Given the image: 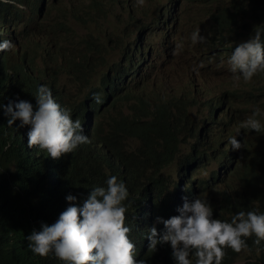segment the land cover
I'll return each mask as SVG.
<instances>
[{
	"label": "trees",
	"instance_id": "16d2710c",
	"mask_svg": "<svg viewBox=\"0 0 264 264\" xmlns=\"http://www.w3.org/2000/svg\"><path fill=\"white\" fill-rule=\"evenodd\" d=\"M93 1V3L96 2L95 4L91 3L93 6L91 4L86 6L85 4V8L83 6L80 8L81 10H71L70 14L72 17L69 22L62 20V22H57L56 25V22L50 20L56 29H63L68 24L71 26L68 25L69 27H65L64 29H70L73 32L77 30V27L87 28V34L82 36V41L76 40L70 42L71 44L77 43L76 45L79 44V46H81L76 48V45L74 46L73 44V48L75 47L74 50L76 49L78 54L76 55L72 51H69L71 44L66 47V50L59 47L61 42H59L58 39L60 37V32L58 30L56 33L50 34L46 29L44 13L50 12L44 6L47 3L53 2V0H0V12L5 13L0 14L3 18L7 17L6 19H2L0 15V36L6 37L15 34V36L21 38L13 43L14 52H12V54L9 55L8 50L0 51V102L7 103L9 99H27L31 101L30 93L34 92L38 85H49V88L53 90L54 94L67 106L72 116L82 119V123L86 126L87 131L93 133L96 139L95 142L89 141V143L77 147L73 152L54 159L47 156L46 151L39 149L35 145L30 148L26 144L25 133L27 131V126L17 128L16 124L18 121L14 122L13 126H8L6 124V118L2 115V110H0V264H61V261L51 254L47 257H40L39 255L32 254L26 247V241L24 239L25 234L33 228L38 229L42 221L52 223L58 214L67 206L68 202L65 200L66 194L71 193L77 195V202H79L87 195V188L91 187L93 184H103L106 175L109 174L116 175L127 184L129 198L125 204H127L128 208V218H125V223L127 225L130 224L131 227V231L128 234L130 239H132L134 243L137 241L139 248H141L144 238L146 237L145 229L147 230V226L150 225L151 222L150 220L146 222L140 215L152 207L153 211H155V217H166L170 214L169 199L167 196L163 197V191L168 184L164 176V170L179 159V171L182 173V177L188 185L192 182L190 175L195 173L199 174V172L205 168L208 161V151L212 152L211 159L209 160L221 164L222 166L224 160H228L229 157L233 156L228 154L225 149L221 148L215 152L207 147V145H214V142L212 141L209 143L204 138L198 136L196 127L190 122L189 109L186 105L176 106L179 110L178 116H176L172 111L173 103L169 101V106L168 102L164 103L162 101L161 98L163 94L158 95V98L157 95H150L149 91L147 92L151 81L154 80L159 73L156 74L154 72L157 65V49L152 52V57L150 56V48L147 49L146 52V39L144 34L146 30L149 29L150 36L153 37L156 35V32L164 30V27H168L167 25H169L168 23L170 20L169 15L167 19L162 22V25L157 22L156 25L158 26L145 28L144 25L138 24V18L133 13L135 11H131L126 25L122 29L118 27L113 29L116 37V43L113 48L122 52L120 60L115 61L114 57L116 56L109 57L107 47L97 41L95 34L90 29V27L102 17L105 9L104 1ZM192 1L198 5L201 4L198 2H202V4L205 3V0ZM213 2L222 7L221 10L214 13L215 15L211 14L209 16L214 27L211 32L214 44L209 48V52L210 50H214L217 57L231 54V49H233L236 44L242 40H246V38L253 33L254 26L264 28V0H213ZM98 3H101V5ZM59 4L60 3H58V5ZM4 5H6V7H4ZM238 5L241 6L239 7ZM87 10L89 11L87 12ZM18 12L19 14H17ZM212 15L214 17H212ZM23 16L26 18L24 19ZM159 20H161V18ZM21 27L23 28L21 29ZM20 32L23 34L21 35ZM73 32H68V35L73 34ZM39 33L45 34L40 35ZM24 34H28L29 37L32 36L29 43L27 42L26 44L27 49L30 48V50H27L25 44L21 43L23 40L29 38L28 35ZM76 34L79 35L78 33ZM233 36H237V38L234 39ZM24 37L28 38L25 39ZM262 39H264V36H262ZM124 40L127 42L123 44ZM86 41H89V43ZM222 45L228 47L227 50L224 49L222 52L218 48ZM24 48L25 50L23 51ZM84 48L86 53L83 51ZM58 51L60 53H58ZM81 52L82 54L79 55ZM24 53L27 56L24 55ZM29 54H31L33 58ZM84 54L86 55L84 56ZM34 55L38 57L35 58ZM23 56H25V59ZM83 56L88 57L86 58V62ZM140 56L141 58L139 59ZM28 58L29 60L32 59V61H28ZM39 59H41V62ZM128 59L130 60L129 62ZM131 59L133 60L131 61ZM83 62L85 65H83ZM33 63H36L34 64L35 66ZM212 63L216 62L215 59L211 57V52L207 55H194L192 64L194 65L195 71H197L196 77L199 80H205L208 77V67L212 65ZM73 64H76L77 67L75 68L76 65ZM69 65L72 66L70 67ZM72 67L75 68L77 72L75 69L74 71ZM85 67L88 69H85ZM66 68H68V70ZM175 68L177 71L183 72L182 69ZM22 71L24 75L26 74V77L23 75ZM57 71L59 72L57 73ZM102 71L105 73L101 77L100 84L96 86L93 81H90V77L93 73L96 72L99 74ZM119 73L120 75H118ZM65 75H68L66 77L70 79L71 84L69 86L62 82ZM75 76L77 77L76 80ZM82 79L85 82L81 81ZM104 80L106 81L104 82ZM75 81L78 82L76 83ZM82 82H84V84ZM155 82H153V87L157 88L161 85L159 82H156L155 85ZM144 84H146L147 87L144 86ZM89 85H92V88H89ZM87 86L95 100H92L91 97L86 94L85 88L87 89ZM110 89L111 91H109ZM119 89L123 90L120 91ZM262 89L263 88H261V90ZM128 94H131V98H129L130 96ZM151 96H153V98ZM137 97L141 99L138 100ZM128 99L129 101H127ZM134 99L137 102H134ZM156 99H160V101L157 102ZM125 101L127 103H125ZM141 101L143 105H139ZM228 103L229 106L225 110V115L228 109L233 106L231 100H229ZM122 104H126L133 115L136 114V111L139 110L137 108H140V106L141 108L143 107L144 112H142V109L140 112L137 111V115L135 116H125L124 111L121 109L118 110V108L123 106ZM148 104L151 106H148ZM110 105L113 109L116 108L119 111V115L122 117L120 118L123 119V123L120 121L121 119L118 118L119 120H114V126L112 125V129L116 126L118 133L115 132V129L112 131L109 130L106 133L101 132L106 121L103 120L105 118L104 108ZM225 105L226 102L224 101L221 102V104L217 103L214 107L215 112L213 115L217 112H222ZM152 106H155L153 107L154 109ZM134 108L137 110H132ZM212 109L213 108L209 110L210 114L213 112ZM261 109H264V105ZM90 110L92 112H97L93 123ZM148 112L149 116H147ZM143 113L147 115L144 116ZM138 114H141L140 118ZM216 117L217 115L213 116V118ZM133 120L136 121L135 124ZM139 120L144 122H137ZM138 124H140L139 127ZM118 125L120 127H117ZM220 126L225 131L230 129V119H228V117L220 119ZM93 128L99 130L98 132L101 134L95 129L93 132ZM241 132H246L248 135L246 129H241ZM115 133L119 134V136H112V134ZM124 136L137 140L138 146L135 150L128 149L125 146L123 142ZM192 138H198L199 142H202L201 151L199 152L196 150L181 158V144ZM257 138H260V140L256 148L255 145H250L245 140L249 149H243L244 165L236 170L243 169V174L239 178L242 187L237 188V186H233L235 189L231 190L229 188V191L228 189L225 191L219 203V207L224 215L239 210L250 209L256 201L259 202V207L264 209V136L261 135ZM258 146L262 149L261 151L257 149ZM97 151H103L107 154L108 161L106 166L99 163L100 155ZM84 153H86L85 156L94 163L92 172L88 177L83 175L86 170V165L83 164L82 161ZM231 160L234 161L235 157H232ZM196 165L198 166L195 169ZM236 171L234 175L231 176L235 179L238 178L239 173ZM235 175L236 177H234ZM196 180L197 177H195L192 183L196 184ZM200 184L203 186L202 181H200ZM186 189L189 193H192L191 188L187 186ZM238 197L240 198L238 199ZM235 198L237 200H235ZM146 202L151 205L146 206ZM135 232L138 233L136 234ZM248 251L251 255L244 261L236 260L235 255L225 254L221 264H264L263 251L259 250V248L254 245H249ZM141 259L151 264H174V260L170 262L168 250L162 246H158L155 251L151 249L147 253L142 254ZM155 261L158 262L156 263Z\"/></svg>",
	"mask_w": 264,
	"mask_h": 264
},
{
	"label": "clouds",
	"instance_id": "9594fccd",
	"mask_svg": "<svg viewBox=\"0 0 264 264\" xmlns=\"http://www.w3.org/2000/svg\"><path fill=\"white\" fill-rule=\"evenodd\" d=\"M137 2L142 3L143 0H137ZM262 36H264V28L254 26L249 38L236 44L227 57L228 70L234 81L249 82L255 75L264 74V39ZM188 39L192 44L205 41L199 29L193 30ZM6 50L9 55L12 54L14 51L12 41L0 40V51ZM104 73V71L99 74L93 73L90 81L98 86ZM153 82L155 81L152 80L149 85V88L152 87L148 88L149 94L157 96L163 94L162 101L173 103L172 111L176 116L179 113L176 106L186 105L189 109L190 122L194 125L191 121L192 108L185 102L176 100L165 88L156 93L155 90L161 88V85L157 88L153 87ZM159 83L161 84L160 81ZM85 91L92 100H95L88 86ZM30 96L31 101L9 99L7 103L0 102V110L8 126H13L17 121V128L27 126L26 144L30 148L35 145L46 151L47 156L55 159L73 152L77 147L89 141H96L93 133L87 131L82 119L74 118L67 106L47 85H38ZM202 103L211 109L219 102L214 103L205 98ZM121 109L125 115L133 116L126 105H123ZM115 111L107 115L108 111L104 110L106 121L103 132L111 130L114 125L113 120L120 118L118 110ZM91 114L93 123L97 112L91 111ZM211 115L210 121L205 122V127L198 129L194 125L198 136L210 143L212 141L208 140V136L218 127L219 131L227 134L225 137L227 141L219 143L220 145H207V147L215 152L221 148L225 149L228 154L235 157V160L232 161V157H229L228 160H224L223 166L218 164L219 169L212 171L211 177L206 181L201 178L200 174L208 165V161L199 174L190 175L192 182L197 177L196 183L198 182L201 189L211 186L210 182L216 184L220 170L223 169L225 175L231 177L238 168L243 166V149H249L246 141L249 140V144L255 145V148L257 146L251 140L252 137L248 130L254 132L264 130V124L257 119L258 116H264V109L259 107L254 108L251 115L240 123L241 129H246L248 135L246 132L242 133L241 130V133L237 135L229 134V129L223 130L220 120L213 118V112ZM206 127L210 128L205 131ZM191 141L194 144L188 154L196 150L200 152L202 142H199L198 138L182 143V147ZM123 142L131 150H135L138 146L137 140L128 136H124ZM213 142L216 143L215 140ZM97 153L100 155L99 163L106 166L107 154L103 151H97ZM85 154L82 159L83 164L86 165L83 175L88 177L94 163ZM211 154V151L207 152L208 160L211 159ZM168 168L164 170L168 184L163 191V197L167 196L169 199L170 214L166 217H155L152 207L140 215L146 222L151 220L145 232L146 240L144 238V241L148 242L147 245L143 242L142 247L139 248L138 242L134 243L130 239L128 234L131 227L130 224L125 223V218H128V208L125 204L129 198L127 184L116 175L109 174L106 175L103 184H93L87 188V195L79 202H77V195L66 194L67 206L52 223L42 221L38 229L33 228L25 234L27 249L40 257H47L51 254L59 259L61 264H151L141 259V255L151 249L155 251L158 246L168 250L170 262L174 260V264H221L225 254L234 255V252L239 251L244 253V256L246 255V259L251 255L248 251L249 245H254L264 252V209L259 207V202L256 201L250 209L224 215L219 207L220 200L227 189L228 191L229 188L235 189L233 186L238 188L237 184L231 185L224 181L223 189L216 190L215 197L207 200L206 197L198 195L200 190H196V184L191 182L187 185L185 180H183V185L178 183L177 187L171 191V180L166 173ZM200 181L203 182V186ZM187 186L191 188L192 193L187 191ZM236 260L240 261L237 257Z\"/></svg>",
	"mask_w": 264,
	"mask_h": 264
},
{
	"label": "rangeland",
	"instance_id": "374dc122",
	"mask_svg": "<svg viewBox=\"0 0 264 264\" xmlns=\"http://www.w3.org/2000/svg\"><path fill=\"white\" fill-rule=\"evenodd\" d=\"M58 1L60 4L55 7L52 6L50 3L48 4L47 8L50 13H44L46 22H50V20H53L54 22H56V20L58 22H62V20L65 22H69L72 17L70 14L71 9H68L66 7V4L73 3L75 5L73 9H75V7H77L76 9H80V7L82 8L84 6L85 2L86 3L88 2V0H83V1L81 0H58ZM110 1L106 0L104 14L90 27L92 32L95 34L97 41L100 44L105 45L107 47L109 57L116 56L114 57L115 61H119L120 57H122V52L119 50H115L113 48L114 44L116 43V37L114 35L113 29L115 28V26L122 29L126 25L127 19L129 18L131 11L135 10V12L133 13L138 18V22H139L138 24L144 25L145 28H149L150 26L156 27L157 22H159L160 25H162L163 24L162 22H164L167 19V16L169 15L170 20L168 23L169 25H167L168 29H166L167 27H164V30H159L156 33V35L153 37L150 36L149 29H147L144 34L145 39L147 38L145 40V44H146L145 50L147 52V49L150 48L151 57H152V52L157 48V60H156L157 65H156V70H154V72L156 74L157 73L159 74L158 76L154 78V81H158V82L160 81L161 88H158L157 90H155V92L159 93L163 90V88H165L168 93L175 96L176 100L185 102L188 106H190L192 108L191 121L194 123V125L198 127V129H200L201 127H205V122H209L211 119V114L209 113L210 107L208 105H204L202 103L203 100L205 98H208L212 102L214 103L219 102L220 104L221 102L224 101L226 102V105L224 106V110L222 112L221 111L218 112L217 117H216L217 121L220 120L221 118H224V116L225 118L228 117L230 119L229 134L237 135L238 133H241L240 132L241 121H243L247 116L251 115L254 108L256 107L262 108V106L264 105V86H262L264 85V79H263L264 74L255 75L252 78V80L249 82H244L242 80L234 81L232 79V74L228 70V65H227V57L230 54L222 56V57H217L216 52H214V50H210V52H211V57L215 59L216 63H212V65L208 67V74H211V75H208V77L205 80H199L196 77L197 71H195L194 65L192 64L194 60V55H200V54L207 55L210 53L209 48L214 44V41L212 40V37H211V32L213 31L214 27L209 17L210 14L208 15V13L213 12L211 14H214L217 11L221 10L222 7L219 6L217 3H214L213 1H210V2L206 1V4L204 3L200 5H196L195 2L192 3L191 0H185V2L184 0H143L142 3H138L137 0H133L134 2L132 0H115V1L110 0ZM124 1L126 3L125 5H124ZM187 5H190V6H187ZM200 6L203 7L205 11H203V9H201ZM124 7H126L125 10H124ZM180 7L183 9V11L181 10ZM176 10L179 13H177ZM206 10L207 11L209 10V12H207ZM190 14L192 15L195 14V15L193 17L192 15L190 16ZM160 18L161 20H159ZM110 19L112 20L109 22ZM183 19H185V22ZM112 21L113 22L116 21V22L113 24ZM106 24L108 25L109 28L107 27ZM110 25L113 27H111ZM110 27L112 30L110 29ZM46 29L50 34L56 33L57 30L58 31L63 30L64 32H69V31H65L68 29H65V30L60 29V28L56 29L55 27L53 29L46 27ZM195 29H199L200 34L205 37V41L203 43L197 42L195 44H192L190 40L188 39L189 34ZM110 32L112 33L110 34ZM73 33L74 34H71L69 36L65 35L66 38L63 39V42L60 48L63 49L64 47H68L70 44V41L68 40L73 39V41H76L78 40V38L79 40H81L83 38L82 36H85L87 34V28L77 27V30L74 31ZM75 33H78L80 36ZM73 35H75L74 36L75 38L73 37ZM233 38L235 39L237 38V36H233ZM161 41L163 44L161 43ZM126 42L127 41L124 40L123 44ZM172 42H174L175 44L174 43L172 44ZM218 48L222 51L224 50V48L227 49L228 47L222 45ZM175 67L182 69L183 72L181 73L177 71ZM255 79L257 80L255 81ZM62 82L68 86L70 85V79H68L67 77H64L62 79ZM151 88L152 87H150L149 89ZM261 88L263 89L261 90ZM194 89H196L195 92H194ZM229 100L232 101L233 106L228 109L225 115V110L229 106V103H228ZM110 108L111 110H113V112L116 110V109H112V107L110 106L105 107L104 108L106 109L105 111L106 112L109 111L108 115L113 113L110 110ZM115 113L116 111L114 112V114ZM259 117L261 121L264 119L263 118L264 116H258L257 119ZM263 121L261 123L264 124ZM208 126H212V125H208ZM209 128L210 127H206L205 131L206 129L208 130ZM248 132L249 134H251L250 135L252 137L251 139L254 141L255 144H257L260 140V138H257V137L261 135L264 136V130H262V132L260 133L254 132V131L252 132L250 130H248ZM226 136L227 134L226 133L223 134L221 131L218 130V127H217L214 130V132L208 136V140L209 141L215 140L216 143L214 145H217L221 142L225 143L227 141L225 138ZM129 143H131V141H129ZM193 144L194 142L191 141V143L186 144L185 147H182V150H181L182 157L181 158H183L186 154H188L192 150ZM257 149L259 151L262 150L259 146ZM178 164H179V160L175 164L170 166L166 172L171 180V184H170L171 191H173L177 187L178 183L180 185H183V180H185L183 177H181L182 173L179 172ZM218 169H219V166L216 162L208 160V165L201 172L200 176L202 179L206 181L211 177V172L212 171L215 172ZM242 174H243V170H240L238 173V178L235 179L233 177L231 178L228 175H225L222 169L220 170V176L216 184H213L212 182H210L211 186H209L207 189L199 188L198 182L196 183V190H200L198 192V195L202 197H206L207 200L213 199L216 195V190L223 189V186H225V184L222 183L225 180H226V183H229L232 185L237 184L241 188L242 183L239 182V178ZM233 254L240 261L245 260L246 255L244 256V253L242 254L241 251L234 252Z\"/></svg>",
	"mask_w": 264,
	"mask_h": 264
},
{
	"label": "bare ground",
	"instance_id": "6f19581e",
	"mask_svg": "<svg viewBox=\"0 0 264 264\" xmlns=\"http://www.w3.org/2000/svg\"><path fill=\"white\" fill-rule=\"evenodd\" d=\"M81 1H83V0H81ZM81 1H80V2H81ZM95 1H96V0H95ZM104 1H105L104 3H106V0H104ZM109 1H110V0H109ZM114 1H115V0H114ZM132 1H133V0H132ZM196 1H198V0H196ZM203 1H204V0H203ZM211 1H213V0H211ZM93 2H94L93 0H88V2H87V3L85 2V4H86V6H89L91 3H92V4H95V3H96V2H95V3H93ZM110 2H111V1H110ZM128 2H129V1H128ZM133 2H134V1H133ZM184 2H185V0H184ZM191 2L193 3L192 0H191ZM208 2H210V1H208ZM208 2H207V3H208ZM17 3H18V2H17ZM19 3H20V2H19ZM21 3H22V2H21ZM58 3H59L58 0H53V2H50V4H51L52 6H54V7H55V6H58ZM104 3H103V4H104ZM112 3H113V1H112ZM114 3H115V2H114ZM121 3H122V2H121ZM121 3H120V4H121ZM186 3H187V2H186ZM186 3H185V4H186ZM198 3H201V4H202V2H198ZM48 4H49V3L45 4V6H44L47 10H48V8H47V5H48ZM75 4H76V3H75ZM81 4H82V3H81ZM85 4H84V5H85ZM92 4H91V5H92ZM98 4L101 5V3H98ZM116 4H117V3H116ZM125 4H126V3H125V1H124V5H125ZM190 4H191V3H190ZM203 4H204V3H203ZM205 4H206V0H205ZM12 5H13V4H12ZM99 5H98V6H99ZM142 5H143V4H142ZM175 5H176V4H175ZM196 5H198V4L196 3ZM208 5H209V4H208ZM40 6H41V5H40ZM74 6H75V5H74L73 3H67V4H66V7H67L68 9H71V10L74 8ZM92 6H93V5H92ZM187 6H190V5H187ZM206 6H207V5H206ZM238 6H239V5H238ZM240 6H241V5H240ZM240 6H239V7H240ZM4 7H6V5H4ZM106 7H107V6H106ZM122 7H123V5H122ZM127 7H128V6H127ZM193 7H194V6H193ZM200 7H201V6H200ZM76 8H77V7H75V9H76ZM80 8H81V7H80ZM84 8H85V6H84ZM94 8H95V7H94ZM94 8H93V9H94ZM125 8H126V7H124V10H125ZM131 8H132V7H131ZM131 8H130V9H131ZM180 8H181V7H180ZM205 8H206V7H205ZM37 9H38V8H37ZM87 9H89V8H87ZM91 9H92V8H91ZM201 9H203V7H201ZM71 10H70V11H71ZM80 10H81V9H80ZM85 10H86V9H85ZM181 10L183 11L182 8H181ZM209 10H210V9H209ZM209 10H208V11L206 10V11L209 12ZM76 11H77V10H76ZM88 11H89V10H87V12H88ZM127 11H128V10H127ZM134 11H135V10H134ZM176 11H177V10H176ZM182 11H181V13H182ZM199 11H201V10H199ZM203 11H205V10L203 9ZM19 12H20V11H19ZM19 12H18L17 14H19ZM162 12H163V11H162ZM0 13H1V12H0ZM75 13H76V12H75ZM127 13H128V12H127ZM177 13H179V12L177 11ZM211 13H213V12H211ZM211 13L209 12L208 15H209V14L211 15ZM236 13H237V12H236ZM238 13H239V12H238ZM1 14H5V13H1ZM1 14H0V15H1ZM123 14H125V13H123ZM163 14H164V13H163ZM192 14H193V13H192ZM192 14H190V16H191ZM22 15H25V14H22ZM22 15H21V16H22ZM188 15H189V14H188ZM194 15H195V14H194ZM194 15H192V16L194 17ZM208 15H207V16H208ZM214 15H215V14H214ZM1 16H2V15H1ZM65 16H66V15H65ZM65 16H64V17H65ZM71 16H72V15H71ZM73 16H74V15H73ZM190 16H189V17H190ZM18 17H19V15H18ZM23 17H24V16H23ZM212 17H214V16L212 15ZM4 18H5V17H4ZM4 18H3V16H2V19H4ZM6 18H7V17H6ZM6 18H5V19H6ZM13 18H15V17H13ZM21 18H22V17H21ZM25 18H26V17H24V19H25ZM65 18H66V17H65ZM157 18H158V17H157ZM174 18H175V17H174ZM17 19H18V18H17ZM17 19H16V20H17ZM19 19H20V17H19ZM114 19H115V18H114ZM189 19H190V18H189ZM189 19H188V20H189ZM216 19H217V18H216ZM216 19H215V20H216ZM0 20H1V19H0ZM21 20H22V19H21ZM111 20H112V19H110L109 22H110ZM183 20H184V22H185V19H183ZM2 21H3V20H2ZM2 21H1V22H2ZM13 21H14V20H13ZM26 21H27V20H26ZM30 21H31V20H30ZM51 21H52V20H51ZM51 21H50V22H46V24H45L46 27H48V28H54V25L51 23ZM175 21H176V20H175ZM5 22H6V21H5ZM28 22H29V20H28ZM57 22H58V21L56 20V25H57ZM112 22H113V21H112ZM115 22H116V21H115ZM115 22H113V24H114ZM172 22H173V21H172ZM29 23H30V22H29ZM105 23H106V22H105ZM32 24H33V23H32ZM37 24H38V23H37ZM39 24H40V23H39ZM113 24H111V25H113ZM166 24H167V23H166ZM166 24H165V25H166ZM176 24H177V23H176ZM176 24H175V25H176ZM26 25H28V24H26ZM30 25H31V24H30ZM40 25H42V24H40ZM68 25H70V24H68ZM68 25H67V26L64 25V26L68 28V27H69ZM106 25H107V24H106ZM111 25H110V26H111ZM115 25H116V24H115ZM70 26H71V25H70ZM157 26H158V25H157ZM65 27H64V28H65ZM107 27H108V25H107ZM107 27H106V28H107ZM111 27H113V26H111ZM111 27H110V29H111ZM22 28H23V27H21V29H22ZM28 28H29V26H28ZM61 28H62V27H61ZM64 28H63V29H64ZM108 28H109V27H108ZM115 28H116V26H115ZM169 28H170V27H169ZM24 29H25V28H24ZM34 29H35V28H34ZM166 29H168V27H167ZM7 30H8V29H7ZM13 30H14V29H13ZM27 30H28V29H27ZM36 30H37V29H36ZM39 30H40V29H39ZM64 30H65V29H64ZM111 30H112V29H111ZM174 30H175V29H174ZM190 30H191V29H190ZM29 31H31V30H29ZM65 31H69V32H71V30H69V29H68V30H65ZM108 31H109V29H108ZM113 31H114V30H113ZM113 31H112V32H113ZM168 31H169V30H168ZM23 32H24V31H23ZM59 32H60L61 35L59 34L60 37H59L58 39H59V42H61V45H62L63 39L66 38V36L68 35V32H64L63 30H62V31L59 30ZM72 32H73V31H72ZM112 32H110V34H111ZM190 32H191V31H190ZM20 33H21V32H20ZM65 33H67V34H65ZM156 33H157V32H156ZM22 34H23V33H21V35H22ZM29 34H30V32H29ZM39 34L41 35V34H45V33H39ZM73 34H74V33H73ZM75 34H76V33H75ZM21 35H20V36H21ZM24 35H28V34H24ZM31 35H32V34H31ZM37 35H38V33H37ZM55 35L58 36L57 34H55ZM65 35H66V36H65ZM174 35H175V34H174ZM20 36H19V37H20ZM68 36H69V35H68ZM74 36H75V35H73V37H74ZM28 37H29V35H28ZM28 37H26V38H28ZM24 38H25V37H24ZM24 38H23V39H24ZM26 38H25V39H26ZM31 38H32V36H30L27 40H23V39H22L23 41H22L21 43H22V44H25L26 49H27V45H26V44H27V42L29 43V41L31 40ZM44 38H45V37H44ZM49 38H50V37H49ZM51 38H52V37H51ZM74 38H75V37H74ZM76 38H77V37H76ZM172 38H173V37H172ZM172 38H171V39H172ZM3 39H9L10 41H12V43H15V42L18 41V39H21V38H18V36H15V34H13L12 36H6V37H5V36H0V40H3ZM80 39H81V37H80ZM82 39H83V38H82ZM90 39H91V38H90ZM133 39H134V38H133ZM136 39H137V37H136ZM146 39H147V38H146ZM154 39H155V38H154ZM168 39H169V38H168ZM38 40H39V38H38ZM42 40H43V39H42ZM53 40H54V39H53ZM78 40H79V38H78ZM149 40H150V39H149ZM157 40H158V39H157ZM161 40H162V39H161ZM164 40H165V39H164ZM173 40H175V39H173ZM56 41H57V40H56ZM68 41L72 42L73 39H72V40H68ZM81 41H82V40H81ZM153 41H155V40H153ZM41 42H42V41H41ZM41 42H40V43H41ZM45 42H46V41H45ZM73 42H74V41H73ZM83 42H84V41H83ZM86 42L89 43V41H86ZM174 42H175V41H174ZM174 42H172V44H173ZM64 43H65V41H64ZM133 43H134V41H133ZM161 43H162V41H161ZM165 43H166V42H165ZM168 43H169V42H168ZM22 44H21V45H22ZM45 44H46V43H45ZM66 44H67V43H66ZM70 44H71V43H70ZM70 44H69V46H70ZM73 44H74V46H75L77 43H72V44H71V48H70V49L68 48V49H69L70 52L72 51L74 54L78 55L76 49L74 50V48H75V47H76V48H77V47H81V46H79V44H78V45H76V46L73 48ZM162 44H163V43H162ZM174 44H175V43H174ZM47 45H48V44H47ZM61 45H60V46L58 45V46L61 47ZM82 45H83V44H82ZM128 45H129V44H128ZM22 46H23V45H22ZM42 46H43V45H42ZM29 47H30V46H29ZM29 47H28V48H29ZM31 47H32V46H31ZM48 47H49V46H48ZM63 47H64V46H63ZM148 47H149V46H148ZM160 47H161V46H160ZM175 47H176V46H175ZM85 48H86V47H85ZM85 48L83 49V51H85ZM137 48H138V46H137ZM139 48H140V47H139ZM172 48H173V47H172ZM172 48H171V49H172ZM231 48H232V47H231ZM61 49H62V48H61ZM66 49H67L66 47L63 48V50H66ZM87 49H88V48H87ZM130 49H131V48H130ZM156 49H157V48H156ZM161 49H162V48H161ZM173 49H174V48H173ZM224 49H225V48H224ZM21 50H22V49H21ZM24 50H25V48L23 49V51H24ZM27 50H30V48L27 49ZM48 50H49V49H48ZM128 50H129V49H128ZM153 50H154V49H153ZM226 50H227V49H226ZM226 50H225V51H226ZM229 50H230V49H229ZM231 50H233V49H231ZM231 50H230V51H231ZM37 51H39V50H37ZM41 51H42V50H41ZM59 51H60V48H59ZM59 51H58V53H60ZM78 51L80 52L79 49H78ZM89 51H90V49H89ZM135 51H136V50H135ZM142 51H143V50H142ZM155 51H156V50H155ZM158 51H159V50H158ZM223 51H224V50H223ZM230 51H229V52H230ZM13 52H14V51H13ZM43 52H44V51H43ZM66 52H68V51H66ZM66 52H65V54H66ZM131 52H132V51H131ZM168 52H169V51H168ZM22 53H23V52H22ZM25 53H27V52H25ZM25 53H24V55H26ZM48 53H49V51H48ZM63 53H64V52H63ZM85 53H86V51H85ZM89 53H90V52H89ZM89 53H88V54H89ZM133 53H134V52H133ZM133 53H132V54H133ZM141 53H142V52H141ZM14 54H15V53H14ZM27 54H28V53H27ZM31 54H32V53H31ZM31 54H29V55H31ZM34 54H35V53H34ZM38 54H39V53H38ZM38 54H37V55H38ZM71 54H72V53H71ZM81 54H82V52H81L79 55H81ZM127 54H128V53H127ZM127 54H126V55H127ZM156 54H157V53H156ZM22 55H23V54H22ZM40 55H41V54H40ZM46 55H47V54H46ZM49 55H50V54H49ZM53 55H54V54H53ZM62 55H63V54H62ZM85 55H86V54H84V56H85ZM134 55H135V54H134ZM137 55H138V54H137ZM147 55H148V54H147ZM150 55H151V54H150ZM170 55H171V54H170ZM219 55H220V54H219ZM20 56H21V55H20ZM26 56H27V55H26ZM44 56H45V55H44ZM51 56H52V55H51ZM67 56H68V55H67ZM84 56H83V57H84ZM89 56H90V54H89ZM142 56H144V55H142ZM24 57H25V56H23V58H24ZM31 57H32V55H31ZM34 57L37 58L38 56H35V55H34ZM78 57H79V56H78ZM90 57H91V56H90ZM136 57H137V56H136ZM20 58H21V57H20ZM32 58H33V57H32ZM59 58H60V55H59ZM67 58H68V57H67ZM71 58H72V57H71ZM74 58H75V57H74ZM80 58H82V57H80ZM86 58H88V57H84L85 62H86ZM140 58H141V56L139 57V59H140ZM154 58H155V57H154ZM6 59H7V58H6ZM8 59H9V58H8ZM21 59H22V58H21ZM24 59H25V58H24ZM43 59H44V58H43ZM82 59H83V58H82ZM133 59H134V58H133ZM133 59H131V61H132ZM143 59H144V57H143ZM37 60H38V59H37ZM40 60H41V59H39V61H40ZM64 60H65V59H64ZM67 60H68V59H67ZM69 60H71V59H69ZM72 60H73V59H72ZM80 60H81V59H80ZM94 60H95V59H94ZM126 60H127V59H126ZM126 60H124V61H126ZM28 61H32V59L29 60V58H28ZM39 61H38V62H39ZM45 61H46V60H45ZM73 61H74V60H73ZM83 61H84V60H83ZM89 61H90V60H89ZM129 61H130V60L128 59V62H129ZM134 61H135V60H134ZM140 61H141V60H140ZM142 61H143V60H142ZM144 61H145V60H144ZM9 62H10V61H9ZM20 62H22V61H20ZM35 62H36V61H35ZM40 62H41V61H40ZM61 62H62V61H61ZM78 62H79V61H78ZM80 62H81V61H80ZM87 62H88V60H87ZM93 62H94V61H93ZM128 62H127V63H128ZM28 63H30V62H28ZM42 63H43V61H42ZM65 63H66V62H65ZM68 63H69V62H68ZM70 63H71V62H70ZM74 63H75V62H74ZM83 63H84V62H83ZM83 63H82V64H83ZM89 63H90V62H89ZM124 63H125V62H124ZM131 63H132V62H131ZM133 63H134V62H133ZM7 64H8V62H7ZM30 64H31V63H30ZM30 64H29V65H30ZM34 64H36V63H33V65H34ZM82 64H81V65H82ZM92 64H93V63H92ZM19 65H21V64H19ZM23 65H26V64H23ZM39 65H40V64H39ZM63 65H65V64H63ZM73 65H76V64H73ZM83 65H85V63H84ZM83 65H82V66H83ZM132 65H133V64H132ZM146 65H147V64H146ZM9 66H10V65H9ZM17 66H18V65H17ZM34 66H35V65H34ZM69 66H70V65H69ZM71 66H72V65H71ZM71 66H70V67H71ZM92 66H93V65H92ZM128 66H129V65H128ZM56 67L58 68L57 65H56ZM76 67H77V65L75 66V68H76ZM79 67H80V66H79ZM133 67H134V66H133ZM149 67H150V66H149ZM36 68H37V67H36ZM54 68H55V67H54ZM60 68H61V66H60ZM62 68H63V66H62ZM72 68H73V67H72ZM75 68H73V70H74ZM80 68H81V67H80ZM80 68H79V70H80ZM89 68H90V67H89ZM123 68H124V66H123ZM123 68H122V69H123ZM126 68H127V67H126ZM129 68H130V67H129ZM129 68H128V69H129ZM146 68H147V67H146ZM151 68H152V67H151ZM151 68H150V69H151ZM52 69H53V68H52ZM66 69L68 70V68H66ZM85 69H88V68L85 67ZM85 69H84V71H85ZM122 69H121V70H122ZM134 69H135V68H134ZM24 70H25V69H24ZM36 70H37V69H36ZM50 70H51V69H50ZM56 70H57V69H56ZM59 70H60V69H59ZM62 70H63V69H62ZM70 70H71V69H70ZM75 70H76V69H75ZM75 70H74V71H75ZM82 70H83V68H82ZM82 70H81V72H82ZM89 70H90V69H89ZM89 70H88V71H89ZM124 70H126V69H124ZM147 70H148V69H147ZM45 71H47V70H45ZM64 71H65V70H64ZM47 72H49V71H47ZM55 72H56V71H55ZM58 72H59V71H57V73H58ZM76 72H77V70H76ZM81 72H80V73H81ZM85 72H86V71H85ZM129 72H130V71H129ZM22 73H23V71H22ZM49 73H51V72H49ZM67 73H68V72H67ZM69 73H70V72H69ZM72 73H74V72H72ZM72 73H71V75H72ZM137 73H138V72H137ZM144 73H145V72H144ZM202 73H203V72H202ZM61 74H62V71H61ZM64 74H66V73H64ZM81 74H82V73H81ZM86 74H87V73H86ZM204 74H205V73H204ZM23 75H24V73H23ZM23 75H22V76H23ZM25 75H26V74H25ZM25 75H24V76H25ZM84 75H85V74H84ZM118 75H120V73H119ZM129 75H130V74H129ZM132 75H133V73H132ZM134 75H135V74H134ZM142 75H143V74H142ZM207 75H211V74H207ZM24 76H23V77H24ZM66 76H68V75H65V77H66ZM82 76H83V75H82ZM82 76H81V77H82ZM143 76H144V75H143ZM25 77H26V76H25ZM73 77H74V76H73ZM107 77H108V76H107ZM109 77H110V76H109ZM133 77H134V76H133ZM133 77H132V78H133ZM141 77H142V76H141ZM209 77H210V76H209ZM259 77H260V75H259ZM76 78H77V77L75 76V80H76ZM84 78H85V76H84ZM84 78H83V79H84ZM116 78H117V77H116ZM125 78H126V76H125ZM125 78H124V80H125ZM139 78H140V76H139ZM139 78H138V79H139ZM142 78H143V77H142ZM142 78H141V79H142ZM262 78H263V77H262ZM83 79H82L81 81H84ZM107 79H108V78H107ZM134 79H136V78H134ZM200 79H201V77H200ZM211 79H212V78H211ZM263 79H264V78H263ZM71 80H72V79H71ZM77 80H78V79H77ZM122 80H123V79H122ZM256 80H257V79H255V81H256ZM258 80H259V79H258ZM15 81H16V80H15ZM28 81H29V80H28ZM105 81H106V80H104V82H105ZM131 81H132V80H131ZM197 81H198V79H197ZM75 82H76V81H75ZM77 82H78V81H77ZM77 82H76V83H77ZM84 82H85V81H84ZM84 82H82V83L84 84ZM157 82H158V81H157ZM212 82H213V81H212ZM212 82H211V83H212ZM260 82H261V81H260ZM260 82H259V83H260ZM107 83H108V82H107ZM131 83H132V82H131ZM166 83H167V82H166ZM192 83H193V82H192ZM198 83H199V82H198ZM255 83H256V82H255ZM113 84H114V83H113ZM141 84H142V83H141ZM147 84H148V83H147ZM213 84H214V83H213ZM252 84H253V83H252ZM80 85H81V84H80ZM123 85H124V83H123ZM131 85H132V84H131ZM155 85H156V82H155ZM247 85H248V84H247ZM47 86L49 87V85H47ZM144 86L147 87L146 84H144ZM157 86H158V85H157ZM256 86H257V85H256ZM259 86H261V85H259ZM262 86H264V85H262ZM127 87H129V86H127ZM127 87H126V88H127ZM131 87H132V86H131ZM257 87H258V86H257ZM89 88H92V85H89ZM169 88H170V87H169ZM173 88H174V87H173ZM248 88H249V87H248ZM135 89H136V88H135ZM171 89H172V88H171ZM114 90H116V89H114ZM119 90H120V89H119ZM121 90H123V89H121ZM121 90H120V91H121ZM124 90H125V89H124ZM130 90H131V89H130ZM140 90H141V88H140ZM173 90H174V89H173ZM185 90H186V89H185ZM109 91H111V89H110ZM244 91H245V90H244ZM116 92H117V91H116ZM147 92H148V89H147ZM147 92H146V93H147ZM175 92H176V91H175ZM114 93H115V92H114ZM128 93H129V92H128ZM130 93H131V92H130ZM176 93H177V92H176ZM111 94H112V93H111ZM117 94H118V93H117ZM125 95H126V94H125ZM128 95H129V94H128ZM128 95H127V96H128ZM130 95H131V94H130ZM130 95H129V96H130ZM146 95H147V94H146ZM178 95H179V93H178ZM135 96H137V95H135ZM138 97H139V96H138ZM138 97H137V99H138ZM151 97L153 98V96H151ZM157 97H158V96H157ZM174 97H175V96H174ZM127 98H128V97H127ZM129 98H131V96H130ZM132 98H133V97H132ZM135 98H136V97H135ZM158 98H159V97H158ZM140 99H141V98H140ZM140 99H138V100H140ZM154 99H155V98H154ZM99 100H100V99H99ZM130 100H131V99H130ZM156 100H157V99H156ZM181 100H182V99H181ZM117 101H118V100H117ZM127 101H129V99H128ZM135 101H136V100L134 99V102H135ZM153 101H155V100H153ZM158 101H160V99L157 100V102H158ZM64 102H66V101H64ZM131 102H132V101H131ZM136 102H137V101H136ZM138 102H139V101H138ZM155 102H156V101H155ZM161 102H162V101H161ZM97 103H98V102H97ZM110 103H111V101H110ZM113 103H114V102H113ZM113 103H112V104H113ZM125 103H127V102L125 101ZM141 103H142V101H141ZM141 103H140L139 105H143V103H142V104H141ZM164 103H165V102H164ZM123 104H124V103H123ZM123 104H122V105H123ZM134 104H135V103H134ZM146 104H147V103H146ZM154 104H156V103H154ZM168 104H169V102H168ZM168 104H167V105H168ZM100 105H101V104H100ZM125 105H126V104H125ZM129 105H130V104H129ZM129 105H128V106H129ZM149 105H150V104H148V106H149ZM152 105H153V104H152ZM158 105H160V104H158ZM167 105H166V106H167ZM112 106H113V105H112ZM116 106H118V105H116ZM133 106H134V105H133ZM135 106H136V104H135ZM135 106H134V107H135ZM150 106H151V105H150ZM155 106H156V105H155ZM155 106H152V108L155 107ZM169 106H170V104H169ZM98 107H99V105H98ZM110 107H111V105H110ZM114 107H115V106H114ZM119 107H120V106H119ZM130 107H131V106H130ZM136 107H137V106H136ZM136 107H135V108H136ZM138 107H139V106H138ZM146 107H147V106H146ZM167 107H168V106H167ZM172 107H173V106H172ZM100 108H101V107H100ZM102 108H103V107H102ZM135 108L132 109V110H135V111H136L137 109H139V110H137V111L140 112V110L143 109V107L141 108V106H140V108H137V109H135ZM144 108H145V107H144ZM112 109H113V108H112ZM114 109H116V108H114ZM119 109H121V108H118V110H119ZM153 109H154V108H153ZM98 110H99V108H98ZM104 110H106V109H104ZM110 110H111V108H110ZM121 110H122V109H121ZM149 110H152V109H149ZM99 111H100V110H99ZM111 111L113 112V110H111ZM122 111H123V110H122ZM137 111H136V114H135V115H137ZM146 111H147V110H146ZM212 111H213V113H214V112H215V108H213ZM108 112H109V111H108ZM118 112H119V111H118ZM131 112H132V111H131ZM142 112H144V109L142 110ZM110 113H111V112H110ZM145 113H146V112H145ZM217 113H218V112H217ZM217 113H215L214 115L216 116ZM100 114H101V113H100ZM112 114H113V113H112ZM124 114H125V113H124ZM124 114H123V116H124ZM141 114H142V113H141ZM141 114H138V115H139V118H140V115H141ZM143 114H144V113H143ZM150 114H152V113H150ZM183 114H184V113H183ZM107 115H108V113H107ZM110 115H111V114H110ZM121 115H122V113H121ZM135 115H133V116H135ZM145 115H147V114H144V116H145ZM153 115H154V114H153ZM102 116H103V113H102ZM125 116H126V115H125ZM125 116H124V117H125ZM147 116H149V112H148V115H147ZM151 116H152V115H151ZM231 116H232V115H231ZM120 117H121V116H120ZM131 117H132V116H131ZM131 117H130V118H131ZM153 117H154V116H153ZM102 118H103V117H102ZM121 118H122V117H121ZM121 118H120V119H121ZM127 118H128V117H127ZM130 118H129V119H130ZM135 118H136V117H135ZM147 118H148V117H147ZM178 118H179V117H178ZM263 118H264V117H263ZM133 119H134V118H133ZM136 119H137V118H136ZM141 119H142V118H141ZM141 119H140V120H141ZM224 119H225V116H224ZM258 119H260V117H259ZM103 120H106V118H104ZM118 120H119V119H118ZM122 120H123V119H121L120 121L122 122ZM140 120L137 121V122H142V121H140ZM146 120H147V119H146ZM263 120H264V119H263ZM96 121H97V120H96ZM96 121H95V122H96ZM120 121H119V122H120ZM228 121H229V120H228ZM113 122H114V120H113ZM115 122H117V121H115ZM119 122H118V123H119ZM131 122H132V121H131ZM133 122H134V124H135L136 121L133 120ZM143 122H144V121H143ZM143 122H142V123H143ZM223 122H224V121H223ZM261 122H262V121H261ZM101 123H102V122H101ZM118 123H116V124H118ZM122 123H123V122H122ZM129 123H130V121H129ZM147 124H148V123H147ZM262 124H263V123H262ZM102 125H103V124H102ZM119 125H120V124H119ZM119 125H118L117 127H120ZM136 125H137V124H136ZM139 125H140V124H138V127H139ZM113 126H114V125H113ZM141 126H142V125H141ZM200 126H201V125H200ZM202 126H203V125H202ZM94 127H95V126H94ZM132 127H134V126H132ZM188 127H189V126H188ZM94 129H95V128H93V132H94ZM100 129H101V127H100ZM102 129H103V128H102ZM114 129H115V130L117 129L116 126H115ZM114 129L111 128V131L114 130ZM95 130H97V129H95ZM98 131H99V130H97V132H98ZM118 131H120V130H118ZM127 131H128V130H127ZM95 132H96V131H95ZM101 132H103V130H102ZM115 132H117V130H116ZM252 132H253V131H252ZM261 132H262V131H261ZM98 133H100V132H98ZM98 133H97V134H98ZM111 133H112V132H111ZM117 133H118V132H117ZM128 133H129V132H128ZM259 133H260V132H259ZM95 134H96V133H95ZM100 134H101V133H100ZM104 134H105V133H104ZM107 134H108V133H107ZM255 134H256V133H255ZM255 134H254V135H255ZM109 135H111V134H109ZM109 135H108V136H109ZM115 135H116V136H117V135L119 136V134H116V133H115V134H112V136H115ZM250 135H251V134H250ZM94 136H95V135H94ZM152 136H153V135H152ZM255 137H256V136H255ZM251 140H252V139H251ZM254 140H255V139H254ZM247 142H248V141H247ZM248 143H249V142H248ZM140 146H141V145H140ZM128 155H129V154H128ZM137 155H139V154H137ZM97 165H98V164H97ZM54 166H55V165H54ZM255 168H256V167H255ZM57 169H58V168H57ZM61 169H62V168H61ZM233 175H234V173H233ZM234 177H236V175H235ZM228 181H229V180H228ZM223 182H224V181H223ZM223 182H222V183H223ZM225 182H226V180H225ZM234 182H235V180H234ZM234 182H233V184H234ZM79 184H80V183H79ZM231 185H232V184H231ZM235 185H236V184H235ZM234 187H235V186H234ZM231 190H232V189H231ZM231 190H230V192H231ZM77 191H79V190H77ZM86 192L88 193V191H86ZM233 194H235V193H233ZM236 194H237V193H236ZM238 194H239V193H238ZM239 198H240V197H238V199H239ZM54 199H56V198H54ZM235 200H237V199L235 198ZM145 204H146V206H150V205H151V204H149L148 202H146ZM145 224H146V223H145ZM138 232H139V231H138ZM138 232H137V233H138ZM145 232H147L146 229H145ZM135 233H136V232H135ZM137 233H136V234H137ZM140 234H141V232H140ZM138 236H139V235H138ZM140 236H141V235H140ZM142 237H143V236H142ZM134 240H135V239H134ZM145 240H146V238H145ZM143 242L146 243L145 245L148 244L147 241H143ZM157 250H158V249H157ZM155 259H156V258H155ZM165 259H166V258H165ZM150 260H151V259H150ZM148 261H149V260H148ZM155 262H156V261H155ZM157 262H158V261H157ZM157 262H156V263H157Z\"/></svg>",
	"mask_w": 264,
	"mask_h": 264
}]
</instances>
